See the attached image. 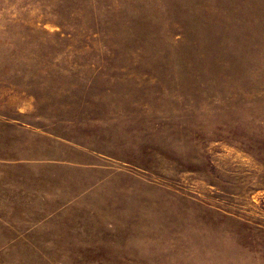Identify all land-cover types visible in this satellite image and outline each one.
Returning <instances> with one entry per match:
<instances>
[{
    "label": "rangeland",
    "instance_id": "rangeland-1",
    "mask_svg": "<svg viewBox=\"0 0 264 264\" xmlns=\"http://www.w3.org/2000/svg\"><path fill=\"white\" fill-rule=\"evenodd\" d=\"M0 264H264V0H0Z\"/></svg>",
    "mask_w": 264,
    "mask_h": 264
}]
</instances>
